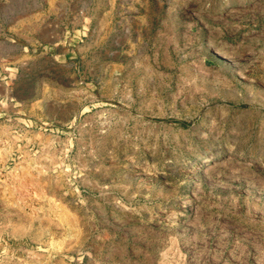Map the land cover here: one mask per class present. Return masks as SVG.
Instances as JSON below:
<instances>
[{
  "label": "rangeland",
  "instance_id": "rangeland-1",
  "mask_svg": "<svg viewBox=\"0 0 264 264\" xmlns=\"http://www.w3.org/2000/svg\"><path fill=\"white\" fill-rule=\"evenodd\" d=\"M0 264H264V0H0Z\"/></svg>",
  "mask_w": 264,
  "mask_h": 264
},
{
  "label": "bare ground",
  "instance_id": "bare-ground-1",
  "mask_svg": "<svg viewBox=\"0 0 264 264\" xmlns=\"http://www.w3.org/2000/svg\"><path fill=\"white\" fill-rule=\"evenodd\" d=\"M32 214H33V213H32ZM32 214H31V215H32ZM41 215H42V214H41ZM41 215H40V216H41ZM29 216H30V215H29ZM34 216H35V215H34ZM36 216H37V215H36ZM30 217L32 218V216H30ZM43 217H44V216H43ZM43 217L41 216V218H43ZM33 219H34V218H33ZM37 219H38V218H37ZM35 220H36V219H35ZM38 220H39V219H38ZM40 220H41V219H40ZM42 221H43V220H42ZM52 223H53V222H52ZM56 223H57V222H56ZM56 223H55V224H56ZM56 225H57V224H56ZM56 227H57V226H56Z\"/></svg>",
  "mask_w": 264,
  "mask_h": 264
}]
</instances>
